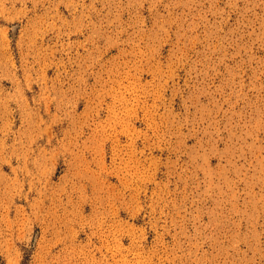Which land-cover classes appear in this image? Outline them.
Listing matches in <instances>:
<instances>
[{
    "label": "rangeland",
    "instance_id": "rangeland-1",
    "mask_svg": "<svg viewBox=\"0 0 264 264\" xmlns=\"http://www.w3.org/2000/svg\"><path fill=\"white\" fill-rule=\"evenodd\" d=\"M0 264H264V0H0Z\"/></svg>",
    "mask_w": 264,
    "mask_h": 264
}]
</instances>
